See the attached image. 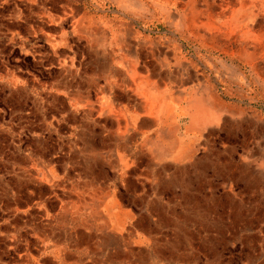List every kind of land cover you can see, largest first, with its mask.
I'll use <instances>...</instances> for the list:
<instances>
[{
	"label": "crops",
	"instance_id": "0c3cea01",
	"mask_svg": "<svg viewBox=\"0 0 264 264\" xmlns=\"http://www.w3.org/2000/svg\"><path fill=\"white\" fill-rule=\"evenodd\" d=\"M226 1L235 0H0V36L33 66L5 75L30 83L37 100L21 122L8 106L0 122V264H164L170 239L189 242L207 134L242 118L194 116L222 101L221 79L255 83L240 60L192 41L188 15L199 29L213 21L206 31L238 27L243 13ZM251 1L264 22V0ZM108 44L130 53L111 63Z\"/></svg>",
	"mask_w": 264,
	"mask_h": 264
},
{
	"label": "rangeland",
	"instance_id": "374dc122",
	"mask_svg": "<svg viewBox=\"0 0 264 264\" xmlns=\"http://www.w3.org/2000/svg\"><path fill=\"white\" fill-rule=\"evenodd\" d=\"M225 5L243 13L241 20L235 25L238 27L227 31H206L214 27V22L210 21L199 32L200 25L193 21L194 15H188L186 21L191 29L192 41L195 40L193 43L196 47L206 48L207 54L216 53L220 58L240 60L245 66L244 71L252 75L248 76L250 80L254 78L255 83L248 87L230 80L221 79L216 83L217 92L222 99L220 102L226 105L224 109L233 113L238 110L235 115L242 118L239 121L225 118L215 134H207V144L198 160L200 170L204 168L200 171V175L205 177L204 197L201 194L199 203L191 205V209H199L191 210L188 217L195 224L194 228L190 225V229L195 230H190L188 243L170 239L166 244L163 259L169 264H264V22H254L253 8L261 5L257 6L255 1H226ZM211 35L216 36L215 41L210 40ZM223 36L230 37L231 43L223 40ZM240 39L249 43L247 52L250 55L238 50ZM7 41L5 36H0V122L4 121L2 119L6 106L14 109V120L21 122V111L29 101L37 105L35 91L29 86L30 83H23L21 78L16 79L13 85L9 84L5 70L7 65L12 66L20 74L21 64L32 66V61L22 62L21 54L10 50ZM108 45L111 63L115 62L114 56L124 58L130 53L116 54L111 45ZM254 47H260L262 51L257 49L260 53L255 52ZM12 56L14 60L11 59ZM228 64L229 69H233L230 62ZM242 75L245 76V73L242 72ZM247 119H253V124L250 125ZM7 139L3 122L0 123V153L3 155L8 149ZM28 141L31 153L37 155V141L32 136ZM50 143L47 142L44 146L45 152L52 147L53 141ZM5 165L3 157L0 167ZM199 179L201 182L203 178ZM5 182V174H0V187H5ZM182 217L179 214L173 216L174 219H181V222ZM161 254L158 252L159 256ZM158 261L165 264L162 260Z\"/></svg>",
	"mask_w": 264,
	"mask_h": 264
},
{
	"label": "bare ground",
	"instance_id": "6f19581e",
	"mask_svg": "<svg viewBox=\"0 0 264 264\" xmlns=\"http://www.w3.org/2000/svg\"><path fill=\"white\" fill-rule=\"evenodd\" d=\"M246 12V11H245ZM191 24V23H190ZM194 25V24H193ZM261 28V27H260ZM243 29V28H242ZM249 29V28H248ZM191 30V29H190ZM256 31V30H255ZM264 32V31H263ZM234 35V34H233ZM236 35H237V33H236ZM198 36V35H197ZM235 36V35H234ZM242 36V35H241ZM261 38H262V36H261ZM223 40H225V41H227V42H230L231 41V39H230V37H227V36H223V38H222ZM234 39V38H233ZM210 40L211 41H215L216 40V36H213V35H211L210 36ZM51 41V40H50ZM210 41V42H211ZM221 41V40H220ZM236 41H238V40H236ZM217 42V41H216ZM224 42V41H223ZM250 42V41H249ZM262 42V41H261ZM219 43H221V42H219ZM225 43V42H224ZM223 43V44H224ZM231 43V42H230ZM263 43V42H262ZM229 44V43H228ZM249 43L245 40V42L243 41V40H241L240 39V41H239V46H238V50L239 51H241L242 53H248L247 51V48H248V45ZM218 46H220V45H218ZM227 46V45H226ZM259 46V45H258ZM212 47V46H211ZM236 47V46H235ZM264 47V46H263ZM208 48V47H207ZM229 49V48H228ZM234 49V48H233ZM254 49V51L255 52H258L257 51V49L258 50H260V51H262V49L260 48V47H258V48H256V47H254L253 48ZM252 50V49H251ZM226 52V51H225ZM255 52H253V53H255ZM258 53H260V52H258ZM249 55H250V53H248ZM264 54V53H263ZM211 55V54H210ZM236 55H238V54H236ZM263 57V56H262ZM242 60V59H241ZM258 60H259V58H258ZM257 61V60H256ZM260 61V60H259ZM257 63H259V62H257ZM264 63V62H263ZM257 65H259V64H257ZM262 66V65H261ZM263 67V66H262ZM260 68V67H259ZM259 71V70H258ZM260 72V71H259ZM260 74V73H259ZM260 77V76H259ZM260 79V78H259ZM260 84V83H259ZM261 87V86H260ZM263 87V86H262ZM175 93H177V92H175ZM173 97H176L175 96V94H174V96ZM179 99V98H178ZM177 99V100H178ZM224 108H226V105L223 103V102H218V103H216V106L215 107H213V109H211V111H208L207 109H202V111L200 110L199 111V114H196L195 116H194V119H195V121H197V123H209V122H211V121H214V120H217V118L219 117V114H217V112L218 111H222V112H224ZM190 126V125H189ZM191 128V127H190ZM192 128H193V125H192ZM195 128V127H194ZM196 129V128H195ZM165 130V129H164ZM166 132V131H165ZM169 135V134H168Z\"/></svg>",
	"mask_w": 264,
	"mask_h": 264
}]
</instances>
